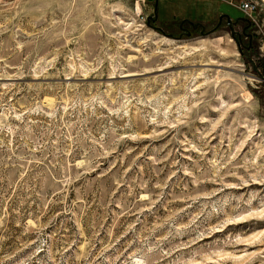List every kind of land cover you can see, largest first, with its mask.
<instances>
[{
    "label": "rangeland",
    "instance_id": "obj_1",
    "mask_svg": "<svg viewBox=\"0 0 264 264\" xmlns=\"http://www.w3.org/2000/svg\"><path fill=\"white\" fill-rule=\"evenodd\" d=\"M188 1L0 0V264H264V3Z\"/></svg>",
    "mask_w": 264,
    "mask_h": 264
},
{
    "label": "built area",
    "instance_id": "obj_2",
    "mask_svg": "<svg viewBox=\"0 0 264 264\" xmlns=\"http://www.w3.org/2000/svg\"><path fill=\"white\" fill-rule=\"evenodd\" d=\"M227 3L236 7L247 18H252L253 14H255L258 9L257 2L253 0H242L238 5H233L232 0ZM261 80L264 81V78H261Z\"/></svg>",
    "mask_w": 264,
    "mask_h": 264
},
{
    "label": "crops",
    "instance_id": "obj_3",
    "mask_svg": "<svg viewBox=\"0 0 264 264\" xmlns=\"http://www.w3.org/2000/svg\"><path fill=\"white\" fill-rule=\"evenodd\" d=\"M165 1H167V0H165ZM198 3H197V6L198 7H200L198 10H197V12L199 13H201V14H204V16H206V17H208V12L209 11H207L208 9H205V7H206V4H207V0H196ZM263 3H264V0H261ZM184 2H186V7H189L190 6V4H191V2L190 1H188V3H187V0H184ZM190 8H191V6H190ZM188 10V9H187ZM185 11L186 13H187V15L190 13V12H192V10L190 9V11ZM217 13H219L220 15H222V16H225L226 17V19H227V21L228 20H230L226 15H224V14H221L219 11H218V7H217V11H216Z\"/></svg>",
    "mask_w": 264,
    "mask_h": 264
}]
</instances>
